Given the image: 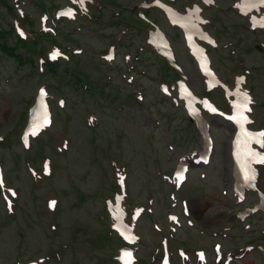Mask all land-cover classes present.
I'll return each mask as SVG.
<instances>
[{
  "label": "rangeland",
  "instance_id": "rangeland-1",
  "mask_svg": "<svg viewBox=\"0 0 264 264\" xmlns=\"http://www.w3.org/2000/svg\"><path fill=\"white\" fill-rule=\"evenodd\" d=\"M100 1L101 13L100 4L98 8L94 4L97 15H79L69 23L57 21V10L70 5L71 0L15 1L30 15L34 29L39 30L45 13L50 17L48 26L55 28L56 33L51 34L55 44L49 39L46 45L39 39L34 49L59 48L70 57L55 60V70L48 73L47 67L38 63L43 58L30 48L14 47L24 58L31 53L33 63L0 51V165L6 188L17 191L10 211L3 199L7 191L0 189V264H118L115 257L122 241L111 230L107 200H114L117 192L126 189L122 202L126 212H134L137 206H144L145 212L137 222L136 264H160L165 238L170 239L174 264H181L178 248L188 251L193 260L195 252L205 250L207 264H215V243L223 245L224 253L244 255L233 264H264V214L256 213L246 221L235 216L259 200L248 195L246 204L236 205L232 199L235 180L228 155L229 124L221 118L210 119L216 141L213 162L199 167L191 163L188 181L180 190L174 186L173 175L181 160L200 150L203 141L182 103L163 97L160 91L161 80L175 81L179 75L146 45V31L151 28L136 12L143 1L154 0ZM196 1L170 4L185 12ZM159 10H147L149 19L164 28L192 87H196L197 77L182 34ZM2 11L0 24L10 29L16 40L19 29L32 39L26 18L9 13L5 5ZM118 31L126 32L125 39L114 52L116 59L108 62L104 58L110 57V44L117 42ZM253 54L263 63L262 69L264 56L258 50ZM258 85L261 87V82ZM44 86L50 94L54 122L26 151L21 133L38 88ZM215 99L225 105L218 93ZM60 100H65L63 108ZM258 119H264L263 110ZM49 157L51 175L43 169ZM117 173L126 177L124 186L119 185ZM263 181L264 169L260 181L264 188ZM51 200L56 201V209L50 207ZM186 204L190 217L182 211ZM174 213L181 226L169 220ZM249 245L253 252L245 251Z\"/></svg>",
  "mask_w": 264,
  "mask_h": 264
},
{
  "label": "flooded vegetation",
  "instance_id": "flooded-vegetation-1",
  "mask_svg": "<svg viewBox=\"0 0 264 264\" xmlns=\"http://www.w3.org/2000/svg\"><path fill=\"white\" fill-rule=\"evenodd\" d=\"M236 1L213 0L212 8L202 13V18H197V54L201 55L204 49L213 74H202L197 56L191 58L186 45L184 49L197 77L196 87H192L194 93L199 98H209L219 108L229 112L234 105L233 100L244 98L242 92H245L254 101L252 109L256 124L253 126L261 130L264 129V119H258V114L264 111V67L261 69L263 63L253 50L264 56V7L249 14L248 11L235 10L233 4ZM221 32L222 39L219 37ZM260 82L261 87L258 85ZM226 92L230 95L228 100ZM217 93L222 96L225 105H220L215 99ZM228 155L231 159L230 151Z\"/></svg>",
  "mask_w": 264,
  "mask_h": 264
},
{
  "label": "bare ground",
  "instance_id": "bare-ground-1",
  "mask_svg": "<svg viewBox=\"0 0 264 264\" xmlns=\"http://www.w3.org/2000/svg\"><path fill=\"white\" fill-rule=\"evenodd\" d=\"M240 4L242 11H248L251 12L253 9L259 10L261 6H264V2L262 0H238L237 5ZM171 19L179 22L181 25H183V30H185L188 34V37H192L197 31L196 23H197V13L196 11L188 12L186 16L178 17L174 14V16L170 15ZM153 41L159 45L162 43V39H159V36H153ZM239 140V138H238ZM247 137L242 134L241 136V147L240 150L236 154V158L240 161L245 159L248 156V149L246 146ZM248 169V166H247ZM234 174H236V171H234ZM199 209L201 206H198Z\"/></svg>",
  "mask_w": 264,
  "mask_h": 264
},
{
  "label": "snow or ice",
  "instance_id": "snow-or-ice-1",
  "mask_svg": "<svg viewBox=\"0 0 264 264\" xmlns=\"http://www.w3.org/2000/svg\"><path fill=\"white\" fill-rule=\"evenodd\" d=\"M262 2H264V0H262ZM59 55V52H54L53 54H52V59H55L57 56ZM42 95H43V91H42ZM244 104H243V110L244 111H250V109L247 107V104L248 103H250L251 102V100H250V98H248L247 96H246V94H245V96H244ZM239 117H240V119L241 120H244V121H246L247 120V118L243 115V113L241 112L240 114H239ZM235 119V118H234ZM257 137H264V132H262V133H259V134H255ZM259 142V141H258ZM248 155L249 156H251V157H253V158H255L256 156H257V154L256 153H252V152H249L248 153ZM258 162H261V163H264V157H260L259 158V161ZM180 179H182V177H180ZM0 187H2V182H0ZM13 195H14V193H13ZM55 206V201H52L51 203H50V207H54ZM126 255H129V254H127L126 253Z\"/></svg>",
  "mask_w": 264,
  "mask_h": 264
},
{
  "label": "trees",
  "instance_id": "trees-1",
  "mask_svg": "<svg viewBox=\"0 0 264 264\" xmlns=\"http://www.w3.org/2000/svg\"><path fill=\"white\" fill-rule=\"evenodd\" d=\"M2 4L7 7V11L8 12H13L14 11V8H13V5L11 3V0H2ZM0 29H1L0 30V49H2L3 51H5L7 53L14 54L13 51H10L9 48L7 47V44H8L7 35L10 34V31H7V29H5L4 27H1ZM22 43H23V45L26 46V43H24V42H22ZM19 59L21 61H24L23 58H19Z\"/></svg>",
  "mask_w": 264,
  "mask_h": 264
}]
</instances>
